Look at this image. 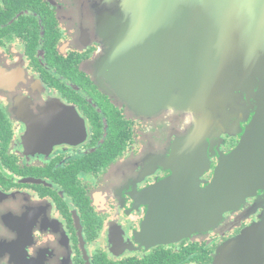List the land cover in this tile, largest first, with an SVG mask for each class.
<instances>
[{"label": "flooded vegetation", "instance_id": "flooded-vegetation-1", "mask_svg": "<svg viewBox=\"0 0 264 264\" xmlns=\"http://www.w3.org/2000/svg\"><path fill=\"white\" fill-rule=\"evenodd\" d=\"M154 11L0 0V264H214L227 240L264 227V172L234 206L206 204L264 94L221 86L222 109L206 95L196 117L177 79L192 63L162 60L178 42H162ZM262 235L237 264H264Z\"/></svg>", "mask_w": 264, "mask_h": 264}, {"label": "water", "instance_id": "water-1", "mask_svg": "<svg viewBox=\"0 0 264 264\" xmlns=\"http://www.w3.org/2000/svg\"><path fill=\"white\" fill-rule=\"evenodd\" d=\"M147 5L150 6L149 2ZM157 5L158 11H154V16L159 19L157 27H162V42L171 38L178 42L173 44L178 47V56L164 58L162 55V60L172 63L178 58L183 62L181 55L186 54L184 61L192 63L189 74L184 72L177 79H184L185 85L190 84L189 90L191 88L194 95L191 99L194 102L190 105L196 117L204 106L210 104L206 95H212L210 101L216 110L222 109L219 103L223 94L221 86L229 85L232 92L264 94V86L261 85L264 84V0H157ZM147 12L151 15L150 7ZM249 22L254 23L251 25ZM153 52L159 53L161 49L153 46ZM124 81L127 82V78ZM98 84L103 91L107 90L103 82ZM137 84L131 80L128 87L130 85L134 89ZM196 84L201 86L195 87ZM204 85L210 88H203ZM123 87L120 83L122 91ZM226 93L230 94L228 88ZM255 100L261 101L259 98ZM233 104L234 101L232 105L229 102L226 107L234 110ZM211 127L215 128L217 124L213 123ZM222 127L229 128V125L223 124ZM199 128L196 122V133L204 131L203 125ZM199 140L200 137H196L195 152ZM195 159H198L196 154ZM263 172L264 112L246 127L241 144L219 162L210 187V200L206 204L211 208L234 206L240 192L253 186ZM263 231L262 226L243 231L233 240L232 246L225 245L214 264L253 261L256 250L263 245L259 242Z\"/></svg>", "mask_w": 264, "mask_h": 264}, {"label": "rangeland", "instance_id": "rangeland-1", "mask_svg": "<svg viewBox=\"0 0 264 264\" xmlns=\"http://www.w3.org/2000/svg\"><path fill=\"white\" fill-rule=\"evenodd\" d=\"M230 230H231V229H229V231H230ZM248 233H249V231H248ZM248 233H247V234H248ZM246 236H247V235H246ZM234 239H235V238H234ZM234 239L227 240V241H226V244H230V246H232V242H233ZM226 244H225V245H226ZM245 245H246V244H245ZM245 245H244V246H245ZM224 248H225V246H224L222 249H220V250H223Z\"/></svg>", "mask_w": 264, "mask_h": 264}]
</instances>
